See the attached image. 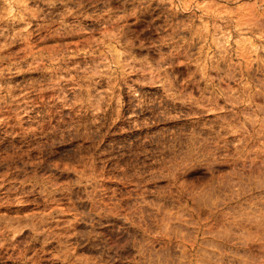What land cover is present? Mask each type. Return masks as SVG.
Returning <instances> with one entry per match:
<instances>
[{
  "label": "rangeland",
  "instance_id": "rangeland-1",
  "mask_svg": "<svg viewBox=\"0 0 264 264\" xmlns=\"http://www.w3.org/2000/svg\"><path fill=\"white\" fill-rule=\"evenodd\" d=\"M0 264H264V0H0Z\"/></svg>",
  "mask_w": 264,
  "mask_h": 264
}]
</instances>
